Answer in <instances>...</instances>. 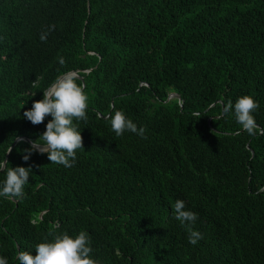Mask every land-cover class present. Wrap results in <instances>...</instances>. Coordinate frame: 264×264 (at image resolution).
<instances>
[{"label":"trees","instance_id":"16d2710c","mask_svg":"<svg viewBox=\"0 0 264 264\" xmlns=\"http://www.w3.org/2000/svg\"><path fill=\"white\" fill-rule=\"evenodd\" d=\"M72 71L88 96L74 121L84 149L65 168L25 162L18 141L9 167L32 173L23 199L0 196V257L19 264L85 231L101 264H264V0H0V161L46 131L50 116L34 126L24 112ZM244 95L260 105L254 136L222 112ZM115 110L146 139L117 137ZM178 199L198 213L196 245Z\"/></svg>","mask_w":264,"mask_h":264},{"label":"clouds","instance_id":"9594fccd","mask_svg":"<svg viewBox=\"0 0 264 264\" xmlns=\"http://www.w3.org/2000/svg\"><path fill=\"white\" fill-rule=\"evenodd\" d=\"M55 30V25H50L42 30L40 40L47 42L48 35ZM61 66L65 64L63 57H58ZM37 79L32 82L36 86ZM79 77L75 73H63L56 77L55 81L43 91V99L32 104L30 110L24 112V117L34 126L44 123L47 117L51 120L46 125V131L38 140L31 142V147L24 149L23 160L29 161L31 155L39 152L47 154L51 164L62 165L71 168L76 162L77 152L84 149L83 137L79 126L74 121H87L88 96L84 87L77 83ZM259 103L250 95H244L237 99L235 104L231 100L223 107V114L233 112L237 123L247 134H257L259 126L253 113L259 109ZM194 115H199L194 113ZM108 119L111 130L117 137L125 132L134 133L146 139V128L139 127L129 119L122 110H115L109 114ZM15 141H21L16 137ZM12 147L8 149V154ZM0 173L5 179L0 181V196L8 200H20L25 196L24 187L29 183L32 168L9 167L5 158L0 161ZM172 216L185 227L188 233V241L196 245L203 235L194 230V225L199 219L198 213L186 208L185 201L176 200L172 206ZM89 233L80 231L71 236L67 232L56 235L52 241H45L35 246L36 255L29 251L21 250L17 255L19 264H101V261L92 257L93 248ZM0 264H8L6 258L0 257Z\"/></svg>","mask_w":264,"mask_h":264},{"label":"water","instance_id":"95a60500","mask_svg":"<svg viewBox=\"0 0 264 264\" xmlns=\"http://www.w3.org/2000/svg\"><path fill=\"white\" fill-rule=\"evenodd\" d=\"M88 5H89V8H90V4H88ZM70 73H75V74L79 77V79H82V80H83V77L79 75V72H78V71H72V72H70ZM172 98H179V99H180L181 97H180V95H178L177 93H172V94L169 96L168 100H171ZM21 140H25L26 142H28V143H30V144H31V142H32V141H30L28 138H21ZM17 143H18V141H16V142L14 143L12 149L15 147V145H16ZM9 157H10V154H7V157H6L7 161H8V159H9Z\"/></svg>","mask_w":264,"mask_h":264}]
</instances>
